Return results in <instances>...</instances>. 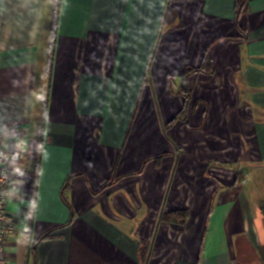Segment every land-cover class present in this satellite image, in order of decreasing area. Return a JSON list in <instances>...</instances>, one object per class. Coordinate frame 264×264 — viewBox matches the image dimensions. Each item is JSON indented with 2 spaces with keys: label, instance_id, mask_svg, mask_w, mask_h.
<instances>
[{
  "label": "crops",
  "instance_id": "crops-1",
  "mask_svg": "<svg viewBox=\"0 0 264 264\" xmlns=\"http://www.w3.org/2000/svg\"><path fill=\"white\" fill-rule=\"evenodd\" d=\"M13 120L9 264H264V0H0V134ZM211 163L240 178L189 204Z\"/></svg>",
  "mask_w": 264,
  "mask_h": 264
},
{
  "label": "built area",
  "instance_id": "built-area-1",
  "mask_svg": "<svg viewBox=\"0 0 264 264\" xmlns=\"http://www.w3.org/2000/svg\"><path fill=\"white\" fill-rule=\"evenodd\" d=\"M27 128L21 120L9 121L0 134V264L8 263L6 246L18 229V220L7 211L13 170L10 162H24L29 159Z\"/></svg>",
  "mask_w": 264,
  "mask_h": 264
},
{
  "label": "trees",
  "instance_id": "trees-1",
  "mask_svg": "<svg viewBox=\"0 0 264 264\" xmlns=\"http://www.w3.org/2000/svg\"><path fill=\"white\" fill-rule=\"evenodd\" d=\"M235 2H236V15L239 18L248 0H235ZM57 22H58V12L55 13L54 18H53V23H52L53 41L51 44V58H50L49 66L47 69L48 77L51 76V72H52V59H53L54 45L56 41ZM214 70H215L214 66L209 58H206L204 63L199 68L186 69L185 74L182 79V86L180 89V94L183 96L185 100V106H184V109L177 116V118H183V116L186 114V108L191 101V90H190L189 82H188V77L190 76V74L193 72H204V73L211 74L214 72ZM160 159H161V156L156 157V162H158ZM186 220H187V212L184 210L172 211L169 213H161V216H160V221L171 222V223L179 224V225H184ZM47 237L49 236H43V238H47ZM147 249H148V246L146 245L140 246L141 254L145 255L147 253Z\"/></svg>",
  "mask_w": 264,
  "mask_h": 264
},
{
  "label": "rangeland",
  "instance_id": "rangeland-1",
  "mask_svg": "<svg viewBox=\"0 0 264 264\" xmlns=\"http://www.w3.org/2000/svg\"><path fill=\"white\" fill-rule=\"evenodd\" d=\"M241 161L242 160H239V162ZM211 164L208 166L206 165L202 170L195 172L196 180L193 181V184L190 187L186 188L189 196L187 197L189 204H192L197 199V194L201 190L205 189L210 193L214 188L218 186L220 187L224 183L233 182L236 178H240L241 171L239 167H228L225 165H216L215 163ZM171 252L174 254L176 250H171Z\"/></svg>",
  "mask_w": 264,
  "mask_h": 264
}]
</instances>
